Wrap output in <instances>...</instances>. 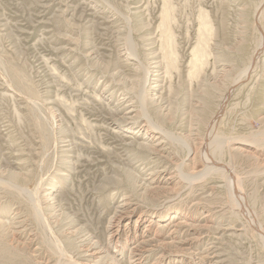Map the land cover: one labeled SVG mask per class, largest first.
<instances>
[{"label": "rangeland", "instance_id": "1", "mask_svg": "<svg viewBox=\"0 0 264 264\" xmlns=\"http://www.w3.org/2000/svg\"><path fill=\"white\" fill-rule=\"evenodd\" d=\"M262 154L264 0H0V264H110L81 237L120 213L117 264H264Z\"/></svg>", "mask_w": 264, "mask_h": 264}, {"label": "bare ground", "instance_id": "2", "mask_svg": "<svg viewBox=\"0 0 264 264\" xmlns=\"http://www.w3.org/2000/svg\"><path fill=\"white\" fill-rule=\"evenodd\" d=\"M261 6L259 5L258 6V8H257V10H256V14H255V21H256V23H258L259 24V22H260V19H261V16H262V12H261ZM162 29H163V31H165V29H166V27L162 24ZM212 30V26H211V24H210V22L208 21V19H207V17H206V15H204L203 14V17H202V23H201V28H200V37H199V42H198V44H197V46L193 49V51H192V56H193V58H192V61H191V63H190V65H191V67L192 68H194V67H198V66H203V65H206L207 63H208V58H209V56H210V53L208 52V49H207V41H206V39L204 40V38H205V36L207 35V33L208 32H210ZM170 41H171V47L173 48V36H171L170 37V39H169ZM170 43V42H169ZM262 45V44H261ZM260 45V46H261ZM261 48H259V50H260ZM173 50V49H172ZM171 56H172V60L174 61V64H175V66H177V57L175 56L176 54L173 52V51H171ZM257 54V53H256ZM258 54H260V52L258 51ZM259 56V55H258ZM231 92H232V90H231ZM226 102V101H225ZM221 106H222V104H221ZM225 106V103L223 102V106L221 107V109H223V107ZM219 109H220V107H219ZM220 111V110H219ZM219 111H218V113H219ZM222 112V111H221ZM218 114H216V116H217ZM216 116L214 117H212V119H211V125H214V123L216 122V121H214V118H216ZM151 120V119H150ZM209 123V124H210ZM126 126H128V125H126ZM157 125L154 127L157 131H159L160 129H162L161 128V126L159 125V127H157ZM128 128V127H127ZM127 128H125L124 129V132L125 131H127L128 129ZM151 128H153V127H151ZM210 128V127H209ZM211 130V129H210ZM149 133H150V131H149ZM155 133V132H154ZM210 134H211V132H209ZM160 134V133H159ZM147 135H148V132H147ZM153 135V134H152ZM150 136V135H149ZM168 136V135H167ZM170 136V135H169ZM156 139V138H155ZM172 139V138H171ZM153 140V139H152ZM173 141V140H172ZM218 141H220V138L218 137H216L215 139L214 138H211V135H210V138H207L206 139V143H205V145H204V150H203V158H204V161H205V163H206V167H207V169H206V172H210V171H214L215 173H218V174H225V176H226V180H227V183L229 184H231L232 186H233V189H234V192H235V196H236V198L240 201V202H242V203H244V199H243V197H242V190H241V188H240V185H239V181H238V179L236 178V176H235V174H234V171H233V168H231L228 164H226V163H224L223 162V159L220 157H217L216 156V154H214V151L212 152V150L210 151V149L209 148H212V146H213V144L215 145ZM204 142H205V140H204ZM134 143H135V141H134ZM142 143H144V142H142ZM142 143H140L141 145H140V147H144V149L147 147V148H150V146L148 147V145L147 146H144V145H142ZM139 144V143H138ZM147 144V143H146ZM244 145L245 147H247L248 149H250V148H253L256 152H257V149L258 148H256V147H260V145L258 144V142L257 141H254V142H252L251 144H247V143H241V145ZM254 144H256V145H254ZM137 145V144H136ZM138 146V145H137ZM153 146V145H152ZM243 146V147H244ZM157 146L156 145H154L153 146V149L152 150H155V148H156ZM151 149V148H150ZM191 149V148H190ZM189 149V150H190ZM234 151H233V150ZM231 150H230V152H238V151H240L239 150V148H238V146L237 147H234V148H232ZM241 149V148H240ZM202 150V149H201ZM191 151V150H190ZM254 151V152H255ZM263 155V154H262ZM231 156V155H230ZM264 156V155H263ZM261 164V163H260ZM264 165V164H263ZM183 166V165H182ZM205 174V173H204ZM13 177H18V175L16 174V173H13ZM237 186V187H236ZM28 194V193H27ZM30 195V194H29ZM33 198H34V200H35V202H36V205L34 206V209H35V211H39L40 210V205H39V200H37V198H36V196L35 195H33ZM33 200V201H34ZM239 202V203H240ZM242 203H240V204H242ZM242 208H244V207H242ZM246 208V207H245ZM246 211H247V209H245ZM179 213V212H178ZM131 215V214H130ZM161 215V214H160ZM249 215V214H248ZM163 216V215H162ZM162 216H158V217H160V220H161V217ZM41 218H42V216H40ZM125 214L124 213H120V214H116L109 222H108V225L106 226V228H105V233L108 235V242L106 243V244H108V246H106V250L104 251V247L102 248V246H100V243H99V241H94V239L91 237V235L90 236H84V237H81V239H82V241H81V243L82 244H86V246H88V248H87V251H86V253H87V257H90V258H92V259H97V258H101L100 260H104V258L106 257H108L109 258V256H111V255H115L114 254V252L116 251H114L112 248H114V249H118V247L116 248V246H117V244H118V242H120V241H116V242H114V240L115 239H117V233L115 232V230H116V228H120V225L121 224H123V222H124V220H125ZM175 218V217H174ZM140 219V218H139ZM160 220H158V221H160ZM138 221V220H137ZM252 221V220H251ZM255 222V221H254ZM253 223V222H252ZM181 224V223H180ZM185 224V223H184ZM150 226V225H149ZM148 226V227H149ZM256 226V225H255ZM254 226V227H255ZM257 227V226H256ZM263 228V227H262ZM257 229H259V228H257ZM83 231V228H78V229H76L75 230V233H74V235H76V234H81V232ZM117 231V230H116ZM120 231V230H119ZM258 232L262 235V238H263V240H264V232L262 231V230H258ZM170 234H172V233H170ZM121 236V235H120ZM145 239V238H144ZM153 239V238H152ZM151 239V240H152ZM135 240V239H134ZM150 240V241H151ZM155 240V239H154ZM143 241V240H142ZM62 242V241H61ZM173 242V241H172ZM56 243H57V248H56V251H58V252H62V253H64V252H66L67 251V246H69L70 247V250H72V248L74 247V245H75V243L74 242H69V245L67 244V242H66V244H67V246L65 245V243L63 244V245H58V243H60V240H57V238H56ZM142 243V242H141ZM144 243V242H143ZM148 243H150V242H147V244H146V246L148 245ZM158 243V242H157ZM162 243V242H161ZM160 243V244H161ZM152 244V243H151ZM155 244V243H154ZM159 244V245H160ZM55 245L56 244H54V247L53 248H55ZM137 245H139V244H137ZM145 245V244H144ZM150 245V244H149ZM164 245V244H163ZM167 245V244H166ZM114 246V247H113ZM135 247V246H134ZM155 247H157V246H155ZM161 247H163L162 245H161ZM140 248V247H139ZM83 249V248H82ZM133 249V248H132ZM149 249V248H148ZM162 249H165V248H162ZM131 250V249H130ZM73 251V250H72ZM118 251H120V250H118ZM140 251V250H139ZM102 252H104V254H105V256L104 257H102ZM143 252H149V254H150V249L149 250H143ZM152 252H153V250H152ZM156 252V251H155ZM67 253V252H66ZM89 253H91V255H88ZM140 253V252H139ZM129 254H130V257L131 256H140V254H138L137 255V252H135V251H130L129 252ZM65 255V254H64ZM171 255V254H170ZM146 256H147V254H146ZM169 256V255H168ZM85 257V256H84ZM112 258H110V259H108L107 258V262H110L111 261V263L110 264H117V263H115V261H114V259H116V256L114 257V256H111ZM69 258V257H68ZM134 258V257H133ZM146 258V257H145ZM130 259V258H129ZM135 260H136V258H134ZM113 260V261H112ZM144 260V259H143ZM162 260V259H161ZM70 261H77V262H75V264H84V258L82 257V258H77V259H74L73 258V255H71V260ZM133 261V260H132ZM132 261H131V263H132ZM145 261V260H144ZM119 264V263H118ZM134 264V263H133ZM136 264V263H135Z\"/></svg>", "mask_w": 264, "mask_h": 264}]
</instances>
